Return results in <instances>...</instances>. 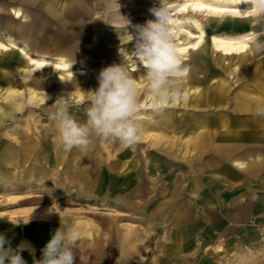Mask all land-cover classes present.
I'll return each mask as SVG.
<instances>
[{"label": "rangeland", "instance_id": "obj_1", "mask_svg": "<svg viewBox=\"0 0 264 264\" xmlns=\"http://www.w3.org/2000/svg\"><path fill=\"white\" fill-rule=\"evenodd\" d=\"M169 2L177 4L180 0ZM155 4L158 0H72V8L61 18L64 23L59 24L45 13L43 0H0V42L10 38L34 59H42L46 53H34L28 46L42 33L52 35L71 53V76H64L81 81L80 92L68 91L71 98L58 100L54 93L62 71L37 70L18 51L0 52V75L14 72L18 80L14 88L24 93L23 98L29 97L28 87L52 95L39 107L27 104L21 110L14 98L6 97V88L0 87V234L7 237L13 249L27 242L35 258L40 259L49 235L60 227V221H67L88 239H99L100 243L94 253L77 249L75 264H264V165L253 179L257 184L234 175L230 163L208 165L196 190L208 189L206 204L188 192L192 184L188 176L193 172L178 167L173 159L194 155V132L199 133L197 128L212 118L207 104H211L213 92L223 95V100L218 98L213 103L226 104L228 96L240 88L249 91L255 86L257 92L262 90L254 81L258 75L246 70L259 57L254 59L251 43L241 60L214 49L213 35L242 30L214 26L209 15L202 13L197 15V24L186 20V15L175 16L178 22L187 21L177 39L179 46L187 48L185 44L195 40L200 30L205 38L199 48L185 53L188 72L176 86L179 98L170 101V106L153 110L147 99L145 69L139 63L136 66L127 34L133 35L137 25L152 19L149 9ZM10 8L20 9L23 16L15 19ZM144 8L149 15L138 14ZM124 17L130 22L128 30ZM115 19L123 24L116 25ZM255 19L246 22L245 30L264 40V15ZM9 22L21 27L22 34L12 37ZM113 26L120 27L118 32ZM46 58L60 63L55 55ZM121 63L141 82L138 100L147 119L140 121L138 144L112 147L109 139L93 134L86 149L66 151L49 113L66 102L71 114L84 123L89 91L98 87L100 70ZM12 64L18 72L11 70ZM78 70L81 75H76ZM237 70L242 87H237ZM34 80L47 87H35ZM194 88L198 93L191 94ZM164 116L168 118L166 129L156 127ZM159 140L158 146L150 145ZM258 144L254 152L264 156V141ZM84 157L90 162L84 163ZM209 175L212 178L206 177ZM254 205L261 210L253 215L250 210ZM109 226H113V232L108 231ZM124 231L131 234L130 243L117 239L116 234ZM109 234L114 244L107 256L102 251ZM21 255L27 264H33L29 251Z\"/></svg>", "mask_w": 264, "mask_h": 264}, {"label": "clouds", "instance_id": "obj_2", "mask_svg": "<svg viewBox=\"0 0 264 264\" xmlns=\"http://www.w3.org/2000/svg\"><path fill=\"white\" fill-rule=\"evenodd\" d=\"M237 2L241 3V0ZM247 2L250 3L252 12L264 15V0ZM149 11L155 19L147 20L144 25H137L136 34L128 32L127 40L133 45L131 56L136 66L139 63L145 69L143 76L149 90L148 102L153 110L159 111L170 106V101L178 97L179 90L176 86L188 72V68L184 66V50L177 43L181 27L187 21H177L169 0H158V5H154ZM129 23L127 20V30ZM250 43L256 53H264V40L259 36L252 34ZM97 79L98 87L89 91L90 99L84 123H80L71 114L70 105L66 102H61L55 111L49 113V120L55 124L58 139L66 151L86 148L91 143L90 137L93 134L106 140H119L125 146H132L138 140L140 121L145 116L138 100L137 80L132 72L123 63L113 64L101 69ZM256 115L264 117V106L257 108ZM82 238V233L76 226L60 221V227L41 249V258L37 260L34 249L27 242H22L13 249L7 237L0 234V264H27L21 255L25 250L33 255V264H75L76 250Z\"/></svg>", "mask_w": 264, "mask_h": 264}, {"label": "bare ground", "instance_id": "obj_3", "mask_svg": "<svg viewBox=\"0 0 264 264\" xmlns=\"http://www.w3.org/2000/svg\"><path fill=\"white\" fill-rule=\"evenodd\" d=\"M151 1H154V0H151ZM43 4H44L43 7L45 10V13L48 15V17L51 20H53L54 22H57L59 24L64 23V19H61V18L63 17V15H65V13L68 10H70L72 8V0H43ZM155 5H157V4H155ZM172 5H173V9H174V16L186 15V20H188L194 24H197V21H196L197 15L202 13V14L209 15V19L211 18V21L213 20L212 22H213L214 26H217V27H219V26L228 27L229 26L230 28L236 29V31L242 30V33H237V32L233 31L232 34H226V35H222V36L213 35L211 37V41H212V45H213L214 49L219 51L220 53H222L223 56H228L229 58L236 56L238 59H240V58L243 59L245 57V55L247 54V49L249 48L250 37L252 34H255L254 32L245 30V27H246L245 25H246V22H248V23L253 22L256 20L255 18L258 17V15L256 13H254L250 10L251 5H250V3L247 2V0H241V3H238L237 0H180V2H178L177 4L173 3ZM10 12L12 13V15L14 16L15 19L21 18L23 16V13L20 11V9L10 8ZM138 14L149 15L150 13L147 12L144 8V9H139ZM152 19H155V17L153 15H152ZM176 19L179 20L178 17ZM115 20H113V21H115ZM121 21H122L121 19H118L115 21V24L121 26L123 24ZM7 27H8V30H9L12 37H15V35L18 36V35L22 34V28L17 26L13 22H9ZM119 28L116 26H113V30L116 32H118ZM135 34H136V28L134 29L133 35H135ZM189 35H191V34L189 33ZM204 38H205V33H204V31L200 30V34L198 35L197 38H195V40H193L191 42H187L185 44V47H187V48L181 47L179 45L178 46L184 50V53H186L187 50H191V49L195 50V49L199 48L202 45ZM60 41H59V39L53 37L52 35L47 36V35L42 33L39 36L38 41H34L30 44V46H28L29 49H33L35 51L34 53H40L42 56H43V53H46L47 56L50 54L52 56H54V55L57 56L60 63H56V62L48 60V58H46L47 56L46 57L43 56L42 59H34L33 57L30 56V54H28L25 51V49L17 47V45L10 38H8L7 42H0V52H8V54H10V53L14 54V51H18V52H20V54L22 56L27 58L29 63L32 66H34L35 69H37V70H43V69H55V70H57V69H59V71H62V73L59 75V78H61V81H60V84L56 87L57 91L54 93V96H56L57 99H59V98L67 99V98L72 97V95L68 91L71 92V90H73L75 93L80 92L79 86L81 84V81L79 80L78 77H76L75 79L74 78L73 79H67L64 76V75L71 76V73L69 72V67H68V62L71 59V53H70L69 49L65 48L64 45L62 44V42H60ZM37 49H40V50H37ZM39 51H41V52H39ZM29 53H30V51H29ZM259 56H260L259 53H256L255 51H253L254 59L258 58ZM259 60H260V58H258L257 62L256 61L253 62V64H252L253 70L251 72L249 69V72L252 75L256 74V72H257L256 69H257V66L259 64ZM243 63H244V61H243ZM14 64L10 65V68L12 71L16 72L17 68ZM238 70H237L236 75H237V79L239 81V80H241V73H239ZM21 72H23V74H24L23 76L28 75V72H26L25 69H22ZM81 74H82L81 70H78L76 72V75H81ZM24 80H25V78H24ZM17 82H18V80L16 79L14 72H8V74H6V75H0V87L6 88V91H7L6 97L14 98L15 106L18 109L22 110L23 108L26 107L27 104L28 105L31 104L34 107H37V106L39 107V105H41L40 103L49 100L50 97L52 96L51 94H49L45 91H40V90H36L32 87H28L27 91H28L29 97L26 100L25 98H23L24 93L22 91L15 90L14 85H16ZM32 82H33L34 86L37 88L47 87L44 83H42L40 81L34 80ZM140 83H141L140 80H137L138 93H139V90L141 87ZM19 84H21L23 86L27 85V83H24V82H22V83L19 82ZM245 91H247L246 94L249 95L250 97L251 96L253 97V95H255V92L252 90L251 91L245 90ZM196 93H198L197 89L194 88L193 90H191V94H196ZM216 96L219 97L220 94L219 93L215 94V96H213L212 100H215ZM47 97H49V99H47ZM178 98H179V96L176 97L175 99H178ZM262 106H264V105H262ZM149 107H151V104H149ZM242 107L245 108L244 104L238 102L237 108H242ZM257 107H256V109H257ZM240 113H242V112H240ZM144 116H145L144 119H147L146 115H144ZM167 123H168V118L166 116H164V117H161L158 122H156L155 126L158 128H161V129H166V127L168 126ZM212 124H214V123H212ZM210 125H211V123H210ZM208 126H209V124H208ZM150 127L152 128V126H150ZM109 141H110V145L112 147H116V146L120 145V143H121L119 140H116V139H109ZM160 142H161L160 140L157 141V143L155 141L154 144L150 143V145L151 146L152 145L158 146V144H160ZM137 144L138 143L136 142V145ZM209 145H211V144H209ZM25 148H26V146H25ZM207 153L208 152H206V154ZM86 154H89V151H86ZM88 162H90V159L88 157H84V163H88ZM232 163L235 167H237L238 169H241V170L249 169V165H250L248 160H239V159L235 160L234 159L232 161ZM190 164H191V162H190Z\"/></svg>", "mask_w": 264, "mask_h": 264}, {"label": "crops", "instance_id": "obj_4", "mask_svg": "<svg viewBox=\"0 0 264 264\" xmlns=\"http://www.w3.org/2000/svg\"><path fill=\"white\" fill-rule=\"evenodd\" d=\"M16 1L21 2L23 0ZM260 54L261 53H259V55ZM259 58L260 61L256 69L258 78L254 81H256V83L259 82L258 84H260L262 90L257 92L258 88L252 86L251 89L255 92V95H253V97H250L246 94L247 91H245V89L242 90L240 88L230 98L228 96V102L226 104H215L213 102H215L218 98H223V95L219 93L220 96H216L215 100H212V102H210L211 104H213V106H211V104H207V108L209 109L208 111L211 112L210 114L212 117L210 122H207L204 124V126H200L199 128H197L199 133H197L196 131L194 132V136H196L194 139L195 145L193 146L195 147L194 155L191 156L190 153V156L181 157L182 159L173 156L174 164H177L178 162V167H183L186 170H190L191 172H193V176H188V179L189 177L191 178L192 183L189 187L188 192L192 195L196 194L198 196V199L203 201V203L208 204V189L205 188L202 190H198V193L196 192V190L197 183L200 182L202 177L201 174L204 173V169H206L208 165H221L223 163H230L233 168L234 175H236L237 177H241L246 181H251L252 179L253 183L257 184V179L256 181L253 179L258 176L260 166L264 165V156H262L258 152H254L256 146L259 145L258 143L264 141V117L256 115V107L264 105V56H259ZM249 69L251 72L253 70V65ZM249 69L247 68L246 70L249 72ZM237 84V87H242L240 85L241 81H238ZM212 94H214L213 96H215V94L218 93L213 92ZM238 102L244 104L245 108H237ZM206 152L208 153L206 154ZM202 156H206L207 158L202 159ZM234 159L248 160L250 163L249 169H238L232 163ZM211 176L212 175L206 177L212 178ZM151 192L156 194L158 191ZM240 201L241 199L240 197H238L237 202L239 206H241L240 208H243L242 206L244 205H242L243 203H241ZM259 210H261V208H259L257 205H254L250 211L254 215V213ZM112 229H114L113 226H109L108 231L113 232ZM50 233L52 232L50 231ZM95 233H98V231H95ZM82 237V240L78 244L79 252L85 251L94 253L98 248H100L99 239H88L84 234H82ZM116 237L117 239H120L122 243H130V240L132 238L131 234L127 231H124L121 234H116ZM112 240L113 239L111 238V234H109L107 239L105 240L106 247L102 251L107 256L112 253L111 246L114 244L112 243Z\"/></svg>", "mask_w": 264, "mask_h": 264}]
</instances>
